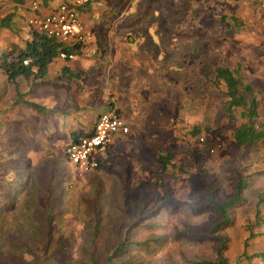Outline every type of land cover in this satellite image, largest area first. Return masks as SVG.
Here are the masks:
<instances>
[{
	"label": "rangeland",
	"instance_id": "obj_1",
	"mask_svg": "<svg viewBox=\"0 0 264 264\" xmlns=\"http://www.w3.org/2000/svg\"><path fill=\"white\" fill-rule=\"evenodd\" d=\"M92 8L102 27L123 35L114 40L159 47L155 124L147 132L129 130L126 144L106 153L100 169L83 174L41 138L32 141L31 123L46 138L47 120L35 114L33 104L14 105L19 97L0 73V198L8 205H0V244L5 238L26 241L15 235L3 238L2 232L16 223L13 211L5 207L18 201L39 203V191L46 194L50 189L56 193L58 213L46 254L63 241L68 256L57 264H103L104 253L123 242L120 262L213 261L219 242L189 236L207 235L219 221L214 208L202 206L209 197L218 204L231 199L239 170L248 177L246 201L231 213L225 257L228 264H264V258L242 257L264 253V224L254 226L256 208L264 216V139L243 152L236 147L224 112V88L203 77L206 61L219 52L223 64L237 70L244 83L264 90V0H99ZM222 18L229 23L234 18L242 26L225 29ZM93 29L99 37L100 29ZM169 75L170 82L164 81ZM99 93L102 90L95 97ZM28 101H39L37 91ZM87 114L65 113L59 135L69 136L73 124L79 129V120ZM257 123H264V114ZM193 129L199 130L198 136L191 135ZM158 147L177 152L174 167L163 175L154 164ZM35 240L40 254L46 241ZM3 257V264H10V252ZM20 258L32 260L30 254Z\"/></svg>",
	"mask_w": 264,
	"mask_h": 264
},
{
	"label": "crops",
	"instance_id": "obj_2",
	"mask_svg": "<svg viewBox=\"0 0 264 264\" xmlns=\"http://www.w3.org/2000/svg\"><path fill=\"white\" fill-rule=\"evenodd\" d=\"M61 1L0 0V24L7 23V26L0 27V55L12 46L23 50L32 39L33 31L28 27V19L33 15L44 16L50 13ZM33 2L38 9L32 8ZM91 2L86 7L90 8L89 12L83 14L82 20L95 41L86 46L59 43L61 47L58 52L74 55L73 60H61L57 56L43 78L37 79L34 75L18 76L13 83L0 70L8 85L13 87L14 96L19 97V101L13 100V104L17 107L23 105L20 102H24V105L33 104L37 107L34 108L35 114L40 113L47 120L46 138L35 132V124L31 123L30 128L34 132L30 133L32 141H39L41 138L40 141L48 148L57 149L61 157H65V149L72 142L73 136L79 139L90 135L98 117L104 113L118 115L132 132H147L155 124L154 110L160 101L155 93V86L161 83L159 47L134 46L114 40L113 38L123 35L117 34L118 32L114 34L113 30L102 27L103 23H98V14L92 8L94 1ZM96 26L100 29L97 30L99 37H95L93 28ZM166 79L170 82V75L164 81ZM101 90L102 93L95 97L97 91ZM36 91L39 101L27 102L28 97L36 94ZM97 108L100 109L99 112L96 111ZM67 112H76L77 117L84 112L88 114L79 120V129H75L73 124L67 133L69 136L59 135L58 124L64 123L62 117ZM125 137L118 134L106 153L126 144ZM103 158L106 162L105 155Z\"/></svg>",
	"mask_w": 264,
	"mask_h": 264
},
{
	"label": "trees",
	"instance_id": "obj_3",
	"mask_svg": "<svg viewBox=\"0 0 264 264\" xmlns=\"http://www.w3.org/2000/svg\"><path fill=\"white\" fill-rule=\"evenodd\" d=\"M93 1L97 2L99 0ZM91 3L88 4L87 7H89ZM88 10H90V8H88L87 11ZM221 22L224 28L228 30L234 28L239 29L242 26V22L234 18L231 19V23L226 22L225 18H222ZM5 25L7 26L6 22L3 24L1 23L0 27H5ZM31 37V41L25 45L23 50H18L15 46H12L0 55V70L9 82L13 83L18 76L28 77L29 75H34L37 79L43 78L52 60L58 56V50L61 46L54 39L35 32L31 33ZM214 56V58L206 61L203 77L209 81L213 80L212 84L214 86H222L224 88L223 95L226 98L224 112L228 121L233 126L232 137L234 144L243 152L264 139V123H257L260 115L264 114V90H260L251 84L244 83L237 70H230L223 64L221 59L222 56L219 55V52L215 53ZM24 61H28L27 65H23ZM261 104L262 112L260 114ZM27 105L30 106L31 104ZM31 106L37 108L35 105ZM238 121H240L239 124ZM198 133V129H193L191 135L198 136ZM76 140V136H73L71 141L74 142ZM157 153L154 164L159 173L162 175L166 174L170 168L174 167L173 160L177 156V152L165 151L158 147ZM64 158L66 159V157ZM103 160L104 158L100 160L97 169L83 174L100 169L105 163ZM149 172H151V170H149ZM235 178L234 195L231 199L222 204H218L212 201V197H209L208 204L202 206L203 208H214L218 214L219 221L214 224L207 235L199 236L191 234L189 236L191 239L218 241L219 245L215 248V259L213 261H198L191 264H228L225 252L229 240L225 234V230L231 226V213L233 209L245 203L246 198L243 192L248 185V177L243 176L239 170L236 171ZM48 187L49 186H47V188ZM39 192L41 193L40 202L37 203L38 200H36L32 202L30 206L24 204L23 201H18L11 204L10 208H7L6 199L0 198V205L7 206L5 209H11L13 211L14 220H16V223L12 225L11 228L2 232L3 238L5 236L15 235L26 240L10 241L8 238L3 239V243L0 244V264L6 261L3 257L6 252H10V264H15L17 260L23 264H38L35 258L37 255H39V262H41L39 264H57L58 261L60 262L64 258L67 259L68 256L64 253L65 245L63 241L55 244L51 252L46 254L49 243H52L55 230L54 217L58 213L55 205V198L57 196L56 193H51L50 189H47L46 194H43L41 191ZM261 201L262 199L259 200V202ZM28 212H31L30 216L27 215ZM97 212H95V214ZM255 216L256 221L254 226L264 224V216H261L257 208ZM32 220L37 221L38 224L36 226L33 225ZM251 235L253 236V234ZM36 237L43 238V240L46 241V247H43L40 254L37 248V240H35ZM123 245L124 242L117 245L110 254L105 252L103 264H140L131 262L130 260L124 262L117 260L119 255L123 253ZM24 254H30L32 260L25 262L23 258H20V255L22 256ZM42 257L44 258L42 259ZM242 257H244L246 261H250L252 258H259L262 260L264 258V253H257L252 256H245L243 254Z\"/></svg>",
	"mask_w": 264,
	"mask_h": 264
},
{
	"label": "built area",
	"instance_id": "obj_4",
	"mask_svg": "<svg viewBox=\"0 0 264 264\" xmlns=\"http://www.w3.org/2000/svg\"><path fill=\"white\" fill-rule=\"evenodd\" d=\"M92 0H62L58 6L44 16L33 15L28 19V27L37 34L54 39L62 45L86 46L93 42V36L82 20L87 14V5ZM32 8L38 9L35 2ZM61 60H73L74 55L59 51ZM24 61L23 65H27ZM128 127L116 114H101L90 135L71 142L65 149V157L78 172L95 170L106 154L108 147L118 134L126 135Z\"/></svg>",
	"mask_w": 264,
	"mask_h": 264
}]
</instances>
